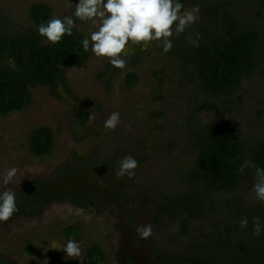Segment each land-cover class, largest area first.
Masks as SVG:
<instances>
[{"label":"rangeland","instance_id":"rangeland-1","mask_svg":"<svg viewBox=\"0 0 264 264\" xmlns=\"http://www.w3.org/2000/svg\"><path fill=\"white\" fill-rule=\"evenodd\" d=\"M77 2L0 0V26L8 33L26 31L33 27L32 4L45 3L52 8V18L63 19L72 16ZM182 3L200 9L199 20L184 32L188 35L214 24L206 9L219 3L239 22L264 34V0ZM74 27L85 36L98 29L78 19ZM174 47L164 53L157 43L146 49L129 44L124 69L92 54L81 67H65L54 91L37 85L24 109L0 116V191L30 197L29 189L45 186L53 193L84 198L79 204L47 201L37 214H17L0 222V264H84L93 243L104 250L100 264H173L175 259L178 264H207L206 258L236 264L245 256L241 247L252 227L248 223L241 228L240 219L254 217L262 206L253 198L252 176H245L233 191L211 196L212 210L197 219L185 220L182 212L166 208L169 200L197 186L190 178L197 155L192 139L196 120L228 119L247 142L264 139V60L241 78L234 93L215 99L197 88L188 69L172 56ZM129 75L135 77L132 84ZM115 111L120 123L114 131L106 130L104 121ZM41 125L53 130L54 145L49 155L34 156L27 150V137ZM128 155L138 161L136 175L117 178L115 170ZM13 167L17 174L5 184L3 177ZM68 225L77 227L72 239L82 250L79 258L57 249L69 239L64 234ZM138 225H150L151 236L141 239ZM219 242L226 248H218ZM29 246L34 247L31 254Z\"/></svg>","mask_w":264,"mask_h":264},{"label":"trees","instance_id":"trees-1","mask_svg":"<svg viewBox=\"0 0 264 264\" xmlns=\"http://www.w3.org/2000/svg\"><path fill=\"white\" fill-rule=\"evenodd\" d=\"M52 15L49 5L34 3L29 8L33 27L8 33L0 26V116L24 109L32 98L31 89L37 85L54 91L64 79L65 67H81L91 57L92 53L84 52L82 48L85 35L75 27L73 35H65L57 44H50L37 34L38 25L41 22L46 24ZM205 15L214 24L198 28L194 34L184 33L174 38L175 47L171 54L188 69L190 79L204 95L220 99L234 93L241 78L254 71L259 59L264 60V34L245 22H239L221 3L206 9ZM197 33L202 39L199 47L194 48L186 37L196 39ZM10 58L15 61V69L8 63ZM127 82L134 83L135 77L129 75ZM195 124L192 139L197 155L190 178L197 186L187 195L169 200L166 208L171 213L182 212L188 221L212 210L210 198L215 193L233 191L247 175L255 179L254 169L239 172L244 161L255 162L264 168V139L247 142L238 127L228 119L205 123L196 120ZM53 145L54 132L47 125L33 128L28 133L27 150L34 156L49 155ZM29 191H32L30 197L24 193L16 198L19 211L14 215L37 214L42 204L55 199H70L78 204L84 201L79 195L70 196L64 191L53 193L45 186ZM257 217L264 224V203L254 217H247L252 232L249 241L241 247L245 256L236 264H264V232L259 237L253 235V219ZM77 233V227L73 225L64 228L67 238L72 239ZM217 247L226 248L223 242ZM33 250V246L27 248L29 254ZM234 255L238 260V252L235 251ZM206 259L207 264L224 262L220 258ZM104 260V250L98 243L87 248L84 264H100ZM177 262L173 260V264Z\"/></svg>","mask_w":264,"mask_h":264},{"label":"clouds","instance_id":"clouds-1","mask_svg":"<svg viewBox=\"0 0 264 264\" xmlns=\"http://www.w3.org/2000/svg\"><path fill=\"white\" fill-rule=\"evenodd\" d=\"M199 5L186 8L182 0H78L72 16L63 19L53 17L45 24L37 27V34L50 44L59 43L67 35H73L75 20L91 22L98 25L96 31L86 35L82 43L84 52H91L96 57H105L117 69L126 67V47L129 44L146 49L150 44L157 43L162 51L168 53L173 48V39L181 36L185 30L199 20ZM192 47H199L202 36L197 33L196 39L186 37ZM8 63L15 69V61ZM94 116L89 115V123L94 122ZM120 123V113L112 112L104 121V128L114 131ZM138 161L132 155L125 156L115 170L117 178L127 176L129 179L136 175ZM254 169L255 180L252 185L254 200L264 203V168L255 162L244 161L239 172ZM13 167L3 177L8 184L17 174ZM19 209L16 205V194L11 190L0 191V222L8 221ZM248 226V218L240 219V227ZM136 232L141 239H147L152 234L150 225H138ZM264 232V224L260 219H253V235L259 237ZM52 248H57L53 244ZM68 258H79L81 248L78 242L69 238L62 247Z\"/></svg>","mask_w":264,"mask_h":264}]
</instances>
